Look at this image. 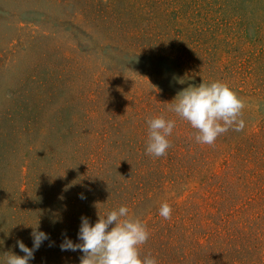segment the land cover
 Listing matches in <instances>:
<instances>
[{
    "label": "rangeland",
    "instance_id": "374dc122",
    "mask_svg": "<svg viewBox=\"0 0 264 264\" xmlns=\"http://www.w3.org/2000/svg\"><path fill=\"white\" fill-rule=\"evenodd\" d=\"M218 80L246 127L202 145L169 105ZM158 115L176 125L156 158ZM122 205L158 264H264V0H0V264L32 226L29 264H80L61 243Z\"/></svg>",
    "mask_w": 264,
    "mask_h": 264
},
{
    "label": "clouds",
    "instance_id": "9594fccd",
    "mask_svg": "<svg viewBox=\"0 0 264 264\" xmlns=\"http://www.w3.org/2000/svg\"><path fill=\"white\" fill-rule=\"evenodd\" d=\"M183 83V81H181ZM246 101L223 81L202 82L190 85L180 91L170 103L169 110L196 130L194 139L202 145H214L217 138L229 130L240 132L246 127L243 111ZM146 154L152 157L166 155L171 147L170 137L176 125L174 119L164 115L149 118ZM172 206L163 202L159 215L168 220L172 217ZM78 233L80 243L65 238L61 243L62 251L82 253L80 264H158L151 253L142 256L141 247L150 237L147 225L137 216L129 213L126 205L101 214L93 225L85 216L81 218ZM33 246L29 248L22 240L17 244L24 255L14 252L5 253V264H29L35 250L49 239L39 226H32Z\"/></svg>",
    "mask_w": 264,
    "mask_h": 264
}]
</instances>
